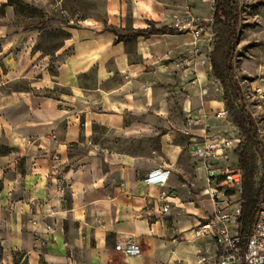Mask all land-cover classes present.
Masks as SVG:
<instances>
[{
	"label": "crops",
	"instance_id": "obj_1",
	"mask_svg": "<svg viewBox=\"0 0 264 264\" xmlns=\"http://www.w3.org/2000/svg\"><path fill=\"white\" fill-rule=\"evenodd\" d=\"M187 6L188 0H108V26L70 29L54 55L34 50L24 37L21 51L8 57L10 71L0 81V217L9 225L6 235L13 249L24 246L33 263L197 264L205 256L196 251L200 238L211 240L209 256L214 255L213 239L194 232L207 222L211 203L202 196L206 182L200 161L190 153L192 137L181 134L183 141L176 143L168 138L167 162L140 171L141 157L109 150L106 139L97 136L99 129L134 134L154 127L150 120L146 126L132 119L140 110L141 79L189 53L193 38L187 32L149 38L130 34L150 28L149 22L177 28L174 18L179 23ZM199 45L203 51L204 44ZM199 58L201 87L207 88L208 60ZM14 82L30 88L7 87ZM201 87L187 91L197 105ZM207 96L208 112L226 109L223 99L208 101ZM216 122L225 124L211 120ZM77 145L85 148L79 156ZM160 168L169 171L168 185L148 184L146 179ZM166 199L172 202L168 211ZM33 201L44 205L34 208ZM47 225L54 227L52 233H46ZM38 233L46 234L47 242L35 251ZM126 241L141 245L143 254L117 252L116 245Z\"/></svg>",
	"mask_w": 264,
	"mask_h": 264
},
{
	"label": "rangeland",
	"instance_id": "obj_2",
	"mask_svg": "<svg viewBox=\"0 0 264 264\" xmlns=\"http://www.w3.org/2000/svg\"><path fill=\"white\" fill-rule=\"evenodd\" d=\"M237 1L241 8V22L234 62L235 72L243 89L248 110L257 122L260 140L264 146V94L257 90L260 85L264 86V0ZM216 2L217 0H188L187 6V10L206 18L208 22L200 41L205 47L199 58V61L208 60L204 65L208 72L206 82L208 101H220L224 93L222 84L210 69L209 60L218 41L214 22H211ZM11 4L10 0H0V81H4L5 74L10 71L8 57L11 53L17 55L21 51L24 37L35 44L34 50L40 49L44 53L54 55L55 51L70 37V29L82 25H109L108 0H14L13 5ZM131 17H128L129 21ZM174 20L173 25L177 26V19L174 18ZM185 42L190 43L191 38L188 36ZM187 48L191 51V45ZM184 54L188 52L170 59L172 63L169 68H164V71L154 69L148 76L141 79L140 93L136 95L140 110L136 111L132 119L146 126H148L147 120H150V124L154 126L151 130L148 131L144 127L134 134L117 133L105 129L97 130V136L106 139L104 147L141 157L136 166L140 171L147 166L157 168L167 162L165 147L170 143L167 141L168 138L175 143L184 139L180 129L185 122L188 82L193 78L183 74L175 65ZM89 79L91 81L94 78L91 76ZM121 81L118 77L117 82ZM7 87L29 89L30 85L24 82H14L12 86ZM230 116L232 125L216 122L212 124L213 131L228 137H239L245 141L247 137L234 125L232 113ZM84 151V147L77 145L75 148L78 156ZM232 164L238 166L235 156ZM263 174L264 167L259 161V178ZM31 220L29 224L34 225L35 223ZM8 229L9 225L4 222L3 217H0V264H35L25 257L24 246L19 245L22 240L17 243L19 245L17 249H13L11 243L14 241L9 240L10 237L6 235ZM21 232L27 238V233L23 230ZM45 235L42 234V237ZM199 240L201 242L197 245L196 251L200 255H211V240L209 238ZM44 241L47 242L46 239ZM45 245L35 244L34 249L38 251ZM40 264L46 263L41 261Z\"/></svg>",
	"mask_w": 264,
	"mask_h": 264
},
{
	"label": "built area",
	"instance_id": "obj_3",
	"mask_svg": "<svg viewBox=\"0 0 264 264\" xmlns=\"http://www.w3.org/2000/svg\"><path fill=\"white\" fill-rule=\"evenodd\" d=\"M205 22V19L186 10L177 26L180 32L190 33L193 38L191 43L193 49L175 64L183 74L193 77L188 82L191 88L201 87L202 84L196 59L202 54L199 43L205 33ZM257 90L264 94V86L260 85ZM199 95L201 103L197 105L192 99V93L188 92L185 122L180 129L183 135L192 137V142L189 144L190 153L200 161L206 182L202 196L211 203V214L207 222L199 224L194 232L198 238L213 239L215 252L213 256H202L197 264H264V198L261 201L252 233L245 245L242 244L240 236L244 190L243 172L239 166L232 164V154L241 146L242 139L213 131L211 123L213 119L232 125L230 113L226 109L214 113L208 112L204 106L207 88L201 87ZM168 175V170L160 168L152 172L146 181L148 184L164 187L168 185ZM61 187L63 190V184ZM165 202L164 210L168 211L172 202L167 199ZM43 205L44 202L41 201L32 202L34 208H40ZM48 217L44 216V219ZM31 221L35 223L34 220ZM53 231L52 225L46 226V233ZM34 242L37 245L46 244L42 233L35 235ZM115 249L128 257H139L143 254L142 246L134 241L118 243Z\"/></svg>",
	"mask_w": 264,
	"mask_h": 264
},
{
	"label": "trees",
	"instance_id": "obj_4",
	"mask_svg": "<svg viewBox=\"0 0 264 264\" xmlns=\"http://www.w3.org/2000/svg\"><path fill=\"white\" fill-rule=\"evenodd\" d=\"M14 0H10L13 5ZM214 28L218 37L214 50L210 54L212 73L223 86V101L226 109L234 116V125L246 138L233 152L238 166L243 172V204L240 218V236L245 245L252 233L257 213L264 198V174L259 178V161L264 167V146L260 140L256 120L247 107L243 89L235 72V56L239 40L241 8L237 0H217L214 13ZM150 28L131 32L132 37L177 34L178 28L157 27L149 22ZM110 30L118 34L114 27Z\"/></svg>",
	"mask_w": 264,
	"mask_h": 264
}]
</instances>
